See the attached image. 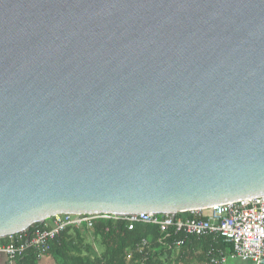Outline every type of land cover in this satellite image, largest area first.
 <instances>
[{
	"label": "water",
	"instance_id": "95a60500",
	"mask_svg": "<svg viewBox=\"0 0 264 264\" xmlns=\"http://www.w3.org/2000/svg\"><path fill=\"white\" fill-rule=\"evenodd\" d=\"M263 194L264 0H0V239Z\"/></svg>",
	"mask_w": 264,
	"mask_h": 264
},
{
	"label": "built area",
	"instance_id": "2783aa9c",
	"mask_svg": "<svg viewBox=\"0 0 264 264\" xmlns=\"http://www.w3.org/2000/svg\"><path fill=\"white\" fill-rule=\"evenodd\" d=\"M192 217L183 218L171 214L141 212L127 216L107 214H59L49 218L42 228L8 236L6 243L0 242V253H5L11 261H17L30 249L37 251L38 258L47 255L50 242L68 227L91 228L99 217L125 218L129 228L137 222L156 224L161 231L168 232L170 227L185 235L196 237L221 236L233 244L231 253L212 250L210 264H264V194L213 204L209 207L190 210ZM179 240L177 245L183 244ZM147 239L141 240L135 250H130L127 258L135 252L146 253ZM233 262V263H231Z\"/></svg>",
	"mask_w": 264,
	"mask_h": 264
},
{
	"label": "trees",
	"instance_id": "16d2710c",
	"mask_svg": "<svg viewBox=\"0 0 264 264\" xmlns=\"http://www.w3.org/2000/svg\"><path fill=\"white\" fill-rule=\"evenodd\" d=\"M177 217L192 215L185 211L178 212ZM49 220L33 224L28 231L42 228ZM89 238L100 240L101 252ZM143 239L149 242L146 253L135 252L128 259V252L135 250ZM179 240L184 243L177 245ZM7 241L8 237L0 239L2 243ZM217 249L229 254L233 244L221 236H187L175 227L163 232L158 225L146 222H137L129 228V221L125 218L99 217L91 228L70 226L63 230L51 240L48 254L56 264H210L209 253ZM38 261L37 251L30 248L16 263L38 264Z\"/></svg>",
	"mask_w": 264,
	"mask_h": 264
},
{
	"label": "crops",
	"instance_id": "0c3cea01",
	"mask_svg": "<svg viewBox=\"0 0 264 264\" xmlns=\"http://www.w3.org/2000/svg\"><path fill=\"white\" fill-rule=\"evenodd\" d=\"M17 261H11L5 253H0V264H17ZM38 264H56L52 256L47 254L39 258Z\"/></svg>",
	"mask_w": 264,
	"mask_h": 264
},
{
	"label": "rangeland",
	"instance_id": "374dc122",
	"mask_svg": "<svg viewBox=\"0 0 264 264\" xmlns=\"http://www.w3.org/2000/svg\"><path fill=\"white\" fill-rule=\"evenodd\" d=\"M89 240L94 243L95 248L98 250V252H101L102 247H101V244H100V240H98V239L96 240V239H92V238L91 239L89 238ZM178 251L179 250L176 249V252H178ZM231 263H233V262H231ZM237 263L239 264V262H237Z\"/></svg>",
	"mask_w": 264,
	"mask_h": 264
}]
</instances>
